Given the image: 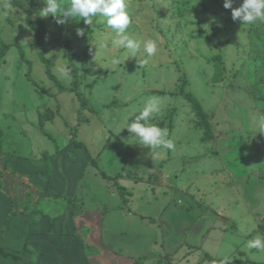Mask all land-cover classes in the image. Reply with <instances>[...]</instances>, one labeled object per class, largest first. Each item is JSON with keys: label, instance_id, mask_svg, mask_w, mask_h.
<instances>
[{"label": "rangeland", "instance_id": "rangeland-1", "mask_svg": "<svg viewBox=\"0 0 264 264\" xmlns=\"http://www.w3.org/2000/svg\"><path fill=\"white\" fill-rule=\"evenodd\" d=\"M22 1L44 23L52 72L81 99L47 78L26 13L0 0V39L9 44L0 59V190L14 172L30 191L22 198L8 184L5 197L25 199L19 209L29 217L52 204L99 210L120 264L228 257L233 236L223 230L233 235L235 223L227 215L246 228L253 212L261 228L238 258L264 262V0ZM18 45L38 86L25 78ZM182 91L206 113L210 138ZM47 108L52 121L41 131ZM73 140L88 163L71 199L62 162L79 159Z\"/></svg>", "mask_w": 264, "mask_h": 264}, {"label": "crops", "instance_id": "crops-1", "mask_svg": "<svg viewBox=\"0 0 264 264\" xmlns=\"http://www.w3.org/2000/svg\"><path fill=\"white\" fill-rule=\"evenodd\" d=\"M68 149L80 153L79 159L73 160L74 163L72 165L64 166L68 164V161L64 163L63 160L62 162L64 177L70 181L69 188L72 187L70 188L72 189L70 195L67 196L73 199L75 187L77 186L74 181L83 170H80L81 167L84 164L87 165L88 162L83 155V151L79 150V148L69 146ZM0 166L4 168L2 162H0ZM27 181L20 179L13 172L10 174L9 179L6 180L5 186L0 190V246L6 252L20 257L19 260L0 258V264L117 263L114 261L115 257H113V253L108 250L110 248L104 243L101 226L103 217L99 210L84 206L82 211H76V208L71 205L61 209L52 204L45 206L43 212L41 211L39 214L29 217V214L25 215L23 214L24 210L19 209L20 204L26 202L25 199L22 201L20 198L13 200L10 197H5V195H9V186L14 184L18 185V194L22 195V198L23 196L25 198L26 194H30V191H26L28 187ZM247 214L251 218V225L246 228H244V225H241V221L234 220L232 216L227 215L230 218V222L235 223L233 235L227 234V230L222 229L225 221L217 217L219 220L217 227L225 232L224 235L233 236L231 237L232 246L226 247L228 257L215 256L208 251H204L202 257L204 260L201 264H264L262 261L238 258L244 254L240 248L243 244H247V238L254 235L261 228L253 219L254 213L248 212ZM254 248L255 246H252L248 250L251 251ZM243 249L246 250L245 248ZM235 252H238V256L234 255ZM117 264L120 263L118 262ZM124 264L135 263L134 261H130Z\"/></svg>", "mask_w": 264, "mask_h": 264}, {"label": "trees", "instance_id": "trees-1", "mask_svg": "<svg viewBox=\"0 0 264 264\" xmlns=\"http://www.w3.org/2000/svg\"><path fill=\"white\" fill-rule=\"evenodd\" d=\"M7 2L11 6L20 8L26 13V16L24 19L25 24L32 31V44L37 46V48H38V57H39L41 63L44 64L45 74H46L47 78L54 83L55 87L57 88V90L59 92H65V91L75 92L78 100H80L81 97H80V94L78 93L77 89L74 86L66 87L65 85H63L61 83V81L52 72V65H53L52 61L50 60V58L45 56V47L43 45L44 36H45L44 23H43L39 14H37L36 20H33V18H32V16H33L32 14H33V12H35V8L34 7L29 8L27 5H25L23 3L22 0H7ZM8 49H9V44L5 43L3 40L0 39V59L7 53ZM62 49L67 55V59L69 61V66L72 68L71 57H70V47H69V42L67 39H64ZM18 51H19V55H20L21 59L28 66V69L25 73V78L27 80L31 81L32 84H34L35 86H38L37 83H35L34 81L31 80V77H30L31 62L24 57V52L20 48L19 45H18ZM182 96L192 106V110H193L195 117L197 119L195 122V128H197L199 130H203V138L204 139L210 138L211 137L210 126L208 123L206 113L202 110L201 105L199 104V102L197 101L195 96L189 91H182ZM52 117H53V112L50 108H47L45 113H40L38 115L39 129L41 131H43V123L45 121H52ZM45 134L50 138L49 134H47V133H45ZM1 138H2V131L0 129V156H2V158H4V155L2 152V140H1ZM71 144L76 148H83L84 147L83 143H81L79 141H75V140L71 141ZM89 163L92 165H95V161L91 157H90ZM34 165L36 167V164H34ZM36 172L43 175L46 178H50V173H46L45 171H40L39 169H36ZM101 175L103 178H110L108 175H106L103 172H101ZM26 195L28 196V194H26ZM26 195H25V197H26ZM0 258H11L13 260H19L20 259L19 256L14 255V254L9 253V252H6L1 246H0Z\"/></svg>", "mask_w": 264, "mask_h": 264}]
</instances>
